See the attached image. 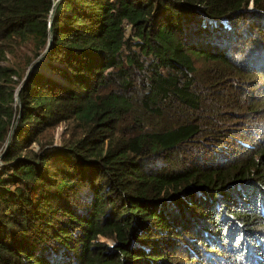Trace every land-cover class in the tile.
I'll return each instance as SVG.
<instances>
[{"label":"trees","instance_id":"obj_1","mask_svg":"<svg viewBox=\"0 0 264 264\" xmlns=\"http://www.w3.org/2000/svg\"><path fill=\"white\" fill-rule=\"evenodd\" d=\"M53 3L0 0V264H264V0Z\"/></svg>","mask_w":264,"mask_h":264},{"label":"water","instance_id":"obj_2","mask_svg":"<svg viewBox=\"0 0 264 264\" xmlns=\"http://www.w3.org/2000/svg\"><path fill=\"white\" fill-rule=\"evenodd\" d=\"M60 0H54V3L52 5V9H51V12H50V21H49V28H50V24H51V21H52V17H53V14H54V11L58 5V2ZM50 31H51V28H50ZM51 41H52V37L50 35L49 39H48V42H47V46L44 50V52L39 56L38 59H36L27 69V72H26V78L31 74L32 71H35L37 69V67L46 59L47 55H48V52H49V49H50V45H51ZM15 100L17 102V104L20 105V101H19V97H18V91L16 92L15 94ZM10 139V138H9ZM9 139L6 143V146L3 150V152L0 154V158L2 156V154L4 153V151L6 150L7 148V145H8V142H9Z\"/></svg>","mask_w":264,"mask_h":264},{"label":"rangeland","instance_id":"obj_3","mask_svg":"<svg viewBox=\"0 0 264 264\" xmlns=\"http://www.w3.org/2000/svg\"><path fill=\"white\" fill-rule=\"evenodd\" d=\"M251 8V7H250ZM262 84H264V79H261ZM256 118L260 121L259 124H262V118L263 116L261 115H257ZM65 128L64 124H61L60 126H58V128L55 130V143L59 144L60 143V137H61V132L63 131V129ZM261 134L264 135V133L261 132ZM238 136H241L240 134ZM101 241L106 242L108 244H111V241L109 239H105V238H100Z\"/></svg>","mask_w":264,"mask_h":264},{"label":"clouds","instance_id":"obj_4","mask_svg":"<svg viewBox=\"0 0 264 264\" xmlns=\"http://www.w3.org/2000/svg\"><path fill=\"white\" fill-rule=\"evenodd\" d=\"M109 246H114V242L112 244H110Z\"/></svg>","mask_w":264,"mask_h":264}]
</instances>
